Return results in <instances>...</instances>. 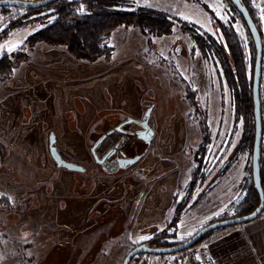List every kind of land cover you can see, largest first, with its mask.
Returning <instances> with one entry per match:
<instances>
[{
  "label": "rangeland",
  "instance_id": "1",
  "mask_svg": "<svg viewBox=\"0 0 264 264\" xmlns=\"http://www.w3.org/2000/svg\"><path fill=\"white\" fill-rule=\"evenodd\" d=\"M202 1L224 22L235 17V29L249 52L247 28L229 3ZM253 2L259 8L264 0ZM139 7L168 15L176 24L173 33L149 43L138 29L121 27L110 40L113 56L94 62L74 58L64 46H27L32 34L54 21L51 10L24 18L22 10L0 8V58L28 54L0 81V114L11 98L19 100L17 108L9 107L12 120L5 124L0 118V264H122L134 247L149 245L162 233L170 236L167 244L187 240L224 219L230 204L242 199L239 186L247 176L249 154L230 163L243 124L233 133L234 108L220 63L214 56L204 58L181 25L214 36L217 26L194 0H120L110 6L125 11ZM18 18L21 25L8 29ZM189 86L197 93L202 116L187 99ZM149 107L155 137L145 156L126 169L96 162L91 150L97 141L128 118L141 121ZM202 117L211 135L209 177L197 191V202L184 211L176 228L169 227L197 167ZM42 122L53 124L49 135ZM125 129L141 127L129 124ZM6 130L10 138L23 135L27 146L4 141ZM52 133L62 157L84 167L83 173L56 165L48 149ZM121 137L116 132L101 144L99 158ZM180 253L138 255L130 264H160Z\"/></svg>",
  "mask_w": 264,
  "mask_h": 264
},
{
  "label": "trees",
  "instance_id": "2",
  "mask_svg": "<svg viewBox=\"0 0 264 264\" xmlns=\"http://www.w3.org/2000/svg\"><path fill=\"white\" fill-rule=\"evenodd\" d=\"M37 1V0H36ZM120 0H59L48 6L37 9H21L25 12L24 18L30 17L43 10H51L49 16H54V21L45 28L32 34L27 39V46L33 47L38 42H44L53 46H64L66 50L76 59L94 62L101 58L109 59L114 54V48L110 46L113 33L121 28H136L151 43L155 37L170 36L173 33L175 22L165 13L150 7H139L134 11L113 10L111 5ZM199 3L210 15L213 23L217 26V36L210 34H199L197 30L187 23H182V30L188 33L194 41L198 50L204 58L214 56L218 59L223 72L224 79L230 90L234 108L233 133L237 130V124L242 122L243 131L238 147L234 153L231 163L241 153L249 154V161L246 165L247 176L239 186L243 197L238 202L230 204L233 212H226L224 219L243 216L253 212L260 204L259 194L254 189L252 177V153L255 137V118L253 104V74L256 60V50L251 33L241 16L230 0H226L229 6L239 17L247 28L249 35V52L246 51L240 34L236 31L232 17L229 22L218 18L215 12L202 0H194ZM254 0H242V4L249 10L256 23L263 39L262 23L259 15V8L254 5ZM83 8L85 12L78 10ZM2 11L10 8L3 7ZM21 19V18H20ZM27 21V20H25ZM30 21V18L28 19ZM21 25V21L15 19L9 23L8 29ZM5 34V31L3 32ZM28 54L12 53L0 58V81L11 76L14 67L22 60L27 59ZM262 82V81H261ZM187 99L194 107V113L200 114L196 101V91L190 86ZM261 104L263 117V145L261 157L262 186L264 189V97L261 88ZM202 142L195 154L197 167L192 173L189 189L184 199L179 202L175 209V215L169 227L176 228L182 219L184 211L192 207L191 203L197 202V191L206 183L209 177L207 170V157L211 143V135L206 117L201 119ZM204 193L199 197H203ZM264 213V212H263ZM229 216V217H228ZM222 219V220H224ZM227 228H221V231ZM214 231L204 239L209 238ZM170 236L162 233L161 237L151 239L150 246L168 247L166 239Z\"/></svg>",
  "mask_w": 264,
  "mask_h": 264
},
{
  "label": "water",
  "instance_id": "3",
  "mask_svg": "<svg viewBox=\"0 0 264 264\" xmlns=\"http://www.w3.org/2000/svg\"><path fill=\"white\" fill-rule=\"evenodd\" d=\"M59 0H0V8H21V9H37L40 7L48 6ZM95 1V0H92ZM237 11L243 17L250 33L256 50V60L253 74V104H254V118H255V137L252 153V177L254 189L259 194L260 204L251 213L243 216L231 217L224 220H218L201 228L193 236L187 240L168 247H153L147 244H140L134 247L124 258L122 264H130L135 256L138 255H172L183 252L195 244L203 240L209 233L227 227H233L240 224L251 222L257 219L264 212V189L262 186V171H261V157L263 145V117H262V104H261V80H262V61H263V40L254 22L249 10L242 4V0H230ZM153 107H149L141 121L128 118L116 128L104 134L97 143L92 147V154L96 162L103 165L105 168L114 166L118 169H126L137 164L152 147L155 130L150 124V118ZM129 124H137L141 130L130 131L125 129ZM116 132L121 133L123 136L109 149L106 154L99 158L97 149L107 139L114 135ZM50 155L59 168H64L70 171L84 172L85 168L81 165L66 161L60 154L56 146V135H50L49 142ZM2 166V157L0 154V168Z\"/></svg>",
  "mask_w": 264,
  "mask_h": 264
},
{
  "label": "crops",
  "instance_id": "4",
  "mask_svg": "<svg viewBox=\"0 0 264 264\" xmlns=\"http://www.w3.org/2000/svg\"><path fill=\"white\" fill-rule=\"evenodd\" d=\"M259 9V15L263 31V61L261 88L264 97V2L259 3ZM44 90L45 92L48 91L47 89ZM11 99V103L8 101L9 104H6L7 106L5 108V111L3 112V115L0 114V118L1 115L4 116L3 119L5 124L10 119V110L12 108H17V104L19 102V100L16 98ZM20 112L21 113L19 117L23 115L24 109L20 108ZM12 117L10 120L13 119ZM17 117L18 116L14 118ZM52 125L53 124H48L47 122H42L41 124L42 128H48V135L51 132L50 127H52ZM42 131L45 132V137L47 141L48 139L45 129H43ZM7 132L8 131L6 130L5 134L7 137L3 139L4 141H9L13 144L19 143L21 145H23L24 142L23 146H27L25 143L28 141L22 138L23 135L19 139L16 138V136H14L15 134L12 133V138H10L8 137ZM39 136L40 138H42L41 133L39 134ZM37 140L38 138H33V141ZM209 247L213 264H264V216H260L251 222L240 224L238 226L216 233L213 237L209 238Z\"/></svg>",
  "mask_w": 264,
  "mask_h": 264
},
{
  "label": "built area",
  "instance_id": "5",
  "mask_svg": "<svg viewBox=\"0 0 264 264\" xmlns=\"http://www.w3.org/2000/svg\"><path fill=\"white\" fill-rule=\"evenodd\" d=\"M83 8L78 7L82 11ZM160 264H213L211 259L209 241L203 239L193 247L181 252L177 259L165 258Z\"/></svg>",
  "mask_w": 264,
  "mask_h": 264
},
{
  "label": "flooded vegetation",
  "instance_id": "6",
  "mask_svg": "<svg viewBox=\"0 0 264 264\" xmlns=\"http://www.w3.org/2000/svg\"><path fill=\"white\" fill-rule=\"evenodd\" d=\"M123 136V135H122Z\"/></svg>",
  "mask_w": 264,
  "mask_h": 264
}]
</instances>
